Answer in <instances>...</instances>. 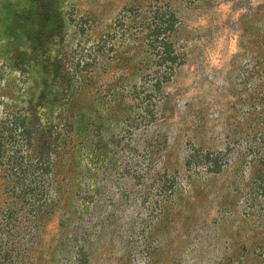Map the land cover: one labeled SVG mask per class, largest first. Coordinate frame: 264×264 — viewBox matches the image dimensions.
<instances>
[{"label": "rangeland", "instance_id": "374dc122", "mask_svg": "<svg viewBox=\"0 0 264 264\" xmlns=\"http://www.w3.org/2000/svg\"><path fill=\"white\" fill-rule=\"evenodd\" d=\"M0 264H264V0H0Z\"/></svg>", "mask_w": 264, "mask_h": 264}, {"label": "trees", "instance_id": "16d2710c", "mask_svg": "<svg viewBox=\"0 0 264 264\" xmlns=\"http://www.w3.org/2000/svg\"><path fill=\"white\" fill-rule=\"evenodd\" d=\"M158 49L160 50L159 53H161V55L159 56V63L164 66V71L162 72V74H159V77H161L160 79L167 80L172 70L170 64H167V62H172L173 58L170 57V52L168 51L164 40L158 41Z\"/></svg>", "mask_w": 264, "mask_h": 264}, {"label": "flooded vegetation", "instance_id": "af4514ba", "mask_svg": "<svg viewBox=\"0 0 264 264\" xmlns=\"http://www.w3.org/2000/svg\"><path fill=\"white\" fill-rule=\"evenodd\" d=\"M57 66V65H56Z\"/></svg>", "mask_w": 264, "mask_h": 264}]
</instances>
